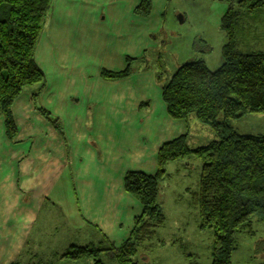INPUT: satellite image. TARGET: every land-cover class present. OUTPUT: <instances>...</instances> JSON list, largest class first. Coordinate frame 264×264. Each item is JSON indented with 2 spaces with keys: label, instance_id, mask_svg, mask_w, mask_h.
<instances>
[{
  "label": "crops",
  "instance_id": "obj_1",
  "mask_svg": "<svg viewBox=\"0 0 264 264\" xmlns=\"http://www.w3.org/2000/svg\"><path fill=\"white\" fill-rule=\"evenodd\" d=\"M139 2L53 0L35 54L45 85L28 86L15 100L14 140L0 116V264H34L53 244H67L71 230L88 240L80 246L106 239L121 245L143 210L126 192L124 175L156 172L161 145L186 133L187 121L168 114L161 85L146 67L125 78L102 76L103 70H124L133 51L142 61L156 32L147 30L152 12L135 14ZM110 25L116 35L111 45L123 44L108 46L93 74L98 29ZM140 83L159 88L155 100L143 92L132 97L131 87Z\"/></svg>",
  "mask_w": 264,
  "mask_h": 264
},
{
  "label": "trees",
  "instance_id": "obj_2",
  "mask_svg": "<svg viewBox=\"0 0 264 264\" xmlns=\"http://www.w3.org/2000/svg\"><path fill=\"white\" fill-rule=\"evenodd\" d=\"M226 1L229 8L221 22L227 36L222 64L211 70L203 57L189 59L161 85L162 98L172 118L188 121L193 116L213 128L218 139L193 148L184 133L164 142L158 151L155 173L128 171L124 175L126 192L143 207L129 237L119 246L109 239L98 246L72 244L61 258H91L94 264H104L101 257L110 254L118 264H139L134 256L153 249V240L166 223L159 203L160 185L169 176L166 165L187 157L202 162L196 196L198 227L213 233L211 264H232L238 234L256 236L254 220L264 223V135L240 134L231 122L245 114L264 115V50H240L234 27L242 17L240 7L254 10L263 6L264 0ZM52 3L53 0H0V116L10 140L17 133L12 112L15 100L28 86H44L46 82L35 54ZM151 8V0H140L135 14L149 17ZM199 44L196 51L210 50L203 41ZM132 73L129 59L124 70H103L102 76L119 79ZM38 110L50 117L45 109Z\"/></svg>",
  "mask_w": 264,
  "mask_h": 264
},
{
  "label": "rangeland",
  "instance_id": "obj_3",
  "mask_svg": "<svg viewBox=\"0 0 264 264\" xmlns=\"http://www.w3.org/2000/svg\"><path fill=\"white\" fill-rule=\"evenodd\" d=\"M228 8L229 3L226 0H166L165 2L155 0L151 10L154 16L146 25L148 32L156 33L147 39V48L142 53V61L134 60L137 51L131 52V56L126 54V57H131L132 69L146 67V71H151L148 76H153L158 85H162L181 64L192 58L203 57L207 66L211 70H216L223 62L222 48L227 43L221 22ZM55 10L58 13V9ZM238 10L242 12L240 14L242 17L237 20L239 22L234 29L237 31L235 39L239 49L244 52L264 50V5L254 10L245 6ZM114 31L112 25L103 29L102 33L98 29V57L92 61L93 74L94 63H102V53L111 45L110 39L116 36ZM122 40L115 41L111 47H120L123 44ZM202 41L210 50L203 48L196 51ZM138 84L131 87L132 97L142 95L143 92L155 100V92L159 93L158 87ZM231 124L240 134L264 135L263 114L238 116L232 119ZM185 130L187 144L193 148L218 139L213 128L199 122L193 116L187 121ZM131 142L132 147L137 149L134 139ZM142 162L138 164L133 161L132 164L143 167L145 164ZM201 167L202 162L193 157L178 159L166 165L165 169L169 176L162 181L159 196L166 223L158 230L153 240V249L148 253L139 251L134 256L135 262L211 264L213 233L210 229L201 230L198 227L199 210L196 196L199 192ZM254 228L256 231L254 237L247 233L237 235L238 248L233 255L232 264H264V223L256 219ZM57 233L66 234L65 231L60 230ZM67 238H69L67 244L63 242L53 244L43 257L34 261V264H94L91 258L81 260L61 258V253L70 247L71 243L80 246L78 244L88 242L84 234H76L75 230H71ZM101 259L104 264H118L110 254H104Z\"/></svg>",
  "mask_w": 264,
  "mask_h": 264
}]
</instances>
